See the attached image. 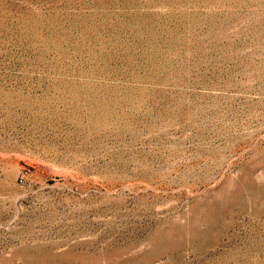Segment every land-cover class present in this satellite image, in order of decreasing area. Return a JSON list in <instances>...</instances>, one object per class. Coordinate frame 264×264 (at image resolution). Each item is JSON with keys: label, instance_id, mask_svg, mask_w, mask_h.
<instances>
[{"label": "rangeland", "instance_id": "1", "mask_svg": "<svg viewBox=\"0 0 264 264\" xmlns=\"http://www.w3.org/2000/svg\"><path fill=\"white\" fill-rule=\"evenodd\" d=\"M0 264H264V0H0Z\"/></svg>", "mask_w": 264, "mask_h": 264}]
</instances>
